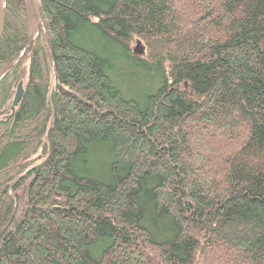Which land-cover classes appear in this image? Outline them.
<instances>
[{"label":"trees","instance_id":"trees-1","mask_svg":"<svg viewBox=\"0 0 264 264\" xmlns=\"http://www.w3.org/2000/svg\"><path fill=\"white\" fill-rule=\"evenodd\" d=\"M36 1L0 41V264H264V0Z\"/></svg>","mask_w":264,"mask_h":264},{"label":"water","instance_id":"water-1","mask_svg":"<svg viewBox=\"0 0 264 264\" xmlns=\"http://www.w3.org/2000/svg\"><path fill=\"white\" fill-rule=\"evenodd\" d=\"M35 2V1H34ZM35 8H36V12H37V15L39 16V12H38V8H37V5L35 3ZM7 19H8V15H7V0H0V41L5 33V30H6V26H7ZM40 19V18H39ZM40 26H41V21L39 20V29H40ZM39 31V30H38ZM38 35V32L37 34L35 35L34 39L36 38V36ZM34 39L32 40V42L34 41ZM30 42L28 44L27 47H29V45L32 43ZM138 45V43H137ZM26 47V48H27ZM136 50V49H135ZM25 53V49L24 51L22 52V55L17 59L15 60L13 63H11L8 68H6V70L3 72V74L0 76V81L6 76V74L17 64V62L19 61V59L24 55ZM34 60H35V57L32 56L30 58V64H29V77L32 75V72H33V66H34ZM23 92H24V87H23V81H21L19 84H18V87H17V90H16V93H15V96H14V100H13V104H12V108H15L20 100H21V97L23 95Z\"/></svg>","mask_w":264,"mask_h":264},{"label":"rangeland","instance_id":"rangeland-1","mask_svg":"<svg viewBox=\"0 0 264 264\" xmlns=\"http://www.w3.org/2000/svg\"><path fill=\"white\" fill-rule=\"evenodd\" d=\"M35 1V2H34ZM33 2H34V5H35V3H36V5H37V1L36 0H33ZM38 27H39V25H38ZM37 34V33H36ZM134 49H136V51H138V52H140L142 49H141V47H140V45H139V43H138V45L137 44H135L134 45ZM29 76V75H28Z\"/></svg>","mask_w":264,"mask_h":264}]
</instances>
